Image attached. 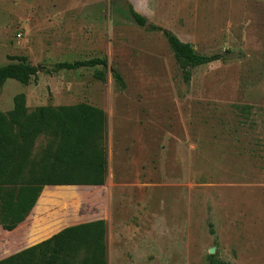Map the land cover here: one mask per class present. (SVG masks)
Wrapping results in <instances>:
<instances>
[{
    "label": "rangeland",
    "instance_id": "374dc122",
    "mask_svg": "<svg viewBox=\"0 0 264 264\" xmlns=\"http://www.w3.org/2000/svg\"><path fill=\"white\" fill-rule=\"evenodd\" d=\"M246 15L264 21V6L0 0V68L38 69L28 85L9 80L1 87L0 112H12L24 95L29 111L86 104L107 117L106 184L44 188L18 227L29 228L30 242L103 220L108 264H209L212 256L264 264V40L252 35L245 47L237 27L229 38L219 30ZM150 26L224 60L192 69L186 83L163 31ZM92 59L107 68L56 69ZM49 145L40 136L34 156ZM17 235L0 227V258L17 249Z\"/></svg>",
    "mask_w": 264,
    "mask_h": 264
},
{
    "label": "trees",
    "instance_id": "16d2710c",
    "mask_svg": "<svg viewBox=\"0 0 264 264\" xmlns=\"http://www.w3.org/2000/svg\"><path fill=\"white\" fill-rule=\"evenodd\" d=\"M134 22L145 27L147 20L128 4ZM150 31H163L150 26ZM173 50L186 83L192 69L223 61L220 55L198 54L191 44L163 31ZM107 68V61L92 59L56 65V69ZM38 69L26 64L0 68V89L9 80L28 85ZM97 77L105 79L103 73ZM122 89L121 75H115ZM50 145L34 156L36 140ZM107 117L103 110L86 104L67 107H40L29 111L24 95L16 99L9 114L0 112V227L13 232L23 224L46 187H102L107 181ZM46 194V192L44 193ZM43 194V195H44ZM59 231V230H57ZM56 231V232H57ZM106 223L98 220L67 227L49 239L0 260V264H108ZM81 257V258H79ZM209 264H226L210 257Z\"/></svg>",
    "mask_w": 264,
    "mask_h": 264
},
{
    "label": "crops",
    "instance_id": "0c3cea01",
    "mask_svg": "<svg viewBox=\"0 0 264 264\" xmlns=\"http://www.w3.org/2000/svg\"><path fill=\"white\" fill-rule=\"evenodd\" d=\"M226 1H233V2H239V3H244V4H258L260 6H264V0H226ZM248 17L249 16L242 18V19L240 18L238 22H234V23L230 22L228 20H226V22H225V20H224L219 25L220 33H222L223 35H226L225 37L223 36V38L232 37L233 32H234L233 27H237L238 31H239L238 33L240 35V39L243 41V43H244L243 46H245V47L247 46L248 41H250L252 39V35L258 36L259 37L258 40H261V39L264 40V38L261 37L262 35L264 37V21L258 20L256 22L255 20L249 19ZM258 29L261 30L262 33ZM259 34L261 36H259ZM254 39H255V37H254ZM28 229L29 228H26V225H25L24 227L17 228L16 230L13 231L14 233H16V232L18 233V235H17L18 237L11 244H12V247H15L17 249L14 250L12 253L3 256L2 258H0V260L7 258L13 254H16L18 252H21V251H23L29 247L37 245V244H39V243L50 238V237L47 239L42 238L38 241L30 242L31 231H29ZM26 230H28V232L26 234L28 237H25V235H24ZM24 237H25V239H24ZM23 242L27 243V245H23Z\"/></svg>",
    "mask_w": 264,
    "mask_h": 264
},
{
    "label": "water",
    "instance_id": "95a60500",
    "mask_svg": "<svg viewBox=\"0 0 264 264\" xmlns=\"http://www.w3.org/2000/svg\"><path fill=\"white\" fill-rule=\"evenodd\" d=\"M191 47L194 48L193 45H191Z\"/></svg>",
    "mask_w": 264,
    "mask_h": 264
}]
</instances>
